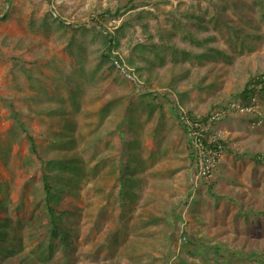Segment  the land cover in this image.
Here are the masks:
<instances>
[{
  "label": "rangeland",
  "instance_id": "obj_1",
  "mask_svg": "<svg viewBox=\"0 0 264 264\" xmlns=\"http://www.w3.org/2000/svg\"><path fill=\"white\" fill-rule=\"evenodd\" d=\"M218 5L254 43L264 37V0H0V264H264V139L244 148L237 135L238 149L196 194L189 179L179 190L171 182L182 166L193 170L173 115L181 78L221 57L196 63L191 53L249 42L207 20ZM106 36L130 71L104 57ZM165 112L187 157L158 144L145 160L127 139L144 128L147 143L164 136ZM238 120L264 138V124L226 123ZM64 157L78 167L47 161Z\"/></svg>",
  "mask_w": 264,
  "mask_h": 264
},
{
  "label": "crops",
  "instance_id": "obj_2",
  "mask_svg": "<svg viewBox=\"0 0 264 264\" xmlns=\"http://www.w3.org/2000/svg\"><path fill=\"white\" fill-rule=\"evenodd\" d=\"M261 33L263 34V32H261ZM246 43L247 44H238L237 50H239V52L231 50L237 44H221L218 46V49H221V50H217V49L214 50L215 48L210 46L211 48H208V51H210V52H203V53L207 54V57L203 58L201 60V62H204L206 64L207 61L204 59H209L210 53L214 54L213 50L217 51L218 54L220 53L221 57H219V61L218 62H212L211 65L206 64V66H204V68H203V73L199 72V70L197 71V69L195 70V72H193L194 70L193 71L187 70L186 74H188L189 72L190 73L186 76V79L184 80L183 78H181V82L185 81L184 86H181L182 84H179V83H181L180 78H177L178 75H176L175 84L177 86L180 85L181 90H179V92L177 91V93H180L179 94L180 96L178 95V97H175V98H177V100L180 103H182L183 106H185L187 109H190L191 111H193L195 113L205 114L211 108H213L218 103H220V101L222 100L223 97H226V98L232 97V95L242 91L245 88V86L248 84L247 82L250 81V79L255 74L264 72V44H249V42H246ZM197 53L198 52H196V51L191 53V55H194L193 59H194V61H196V63H198V60H199ZM198 74L202 75L203 77H207L209 79L208 80V82H209L208 86H211V87H208L209 91L203 92L202 94H200L199 92H197L195 90H189L190 86H187L189 84V81L197 79ZM216 85H217L218 89H215ZM238 86H239V88H238ZM225 87H229L230 90L235 89V91L230 92V93L227 92L226 93L227 96H225V95L223 96V94H221V91H223V89ZM205 96H211L215 100L210 101L207 99L206 101H209L208 105L206 103L200 105L199 101L196 98L198 97V99H202ZM260 101H261V104L264 108V95H261ZM211 104H212V106H210ZM162 107L164 108V106H162ZM174 112H175V110H174ZM173 115L177 120L176 112L173 113ZM163 122L166 123L167 125H169V123H171V125L173 124L172 120L170 119V115L168 114V112H165V115L163 116ZM234 122H235V124L233 122H228L226 124L227 126L224 127V129L228 133L227 141L229 144L234 143V141L236 140L235 137H238L237 135H239V137H240L239 140H240V142H242L241 146L246 147V148L252 146V143H255L256 141L261 139L259 136L246 135L244 133V131L241 130V128H239L242 126L240 121L238 120V121H234ZM178 126L182 129L184 135L186 136L183 128L179 125V122H178ZM232 127H234V128L238 127V129L241 133H239V132L234 133L231 130ZM176 129L177 128L174 127V124H173V127L170 130L166 131L164 136H162L160 138L157 135L153 134L155 136L154 137L155 142L153 141L152 143L151 142L147 143V139H143L144 133H145V132H143L145 130V128H144V130H142V132H141L142 133L141 139H139V138L135 139V137H133V138L128 137L127 141H131L130 145H132V146H130V147L135 146L136 141L138 142L139 146H143L141 154L145 160L154 159L155 157L159 156L157 153H155L154 158H152V156H151V152L153 151L155 146H157L158 144H160L162 147L166 146L168 144L173 145V147L169 151V155H174L173 153L177 152L178 154L184 153V154H182L181 157H185V156L187 157V154L185 155L186 147L183 148L184 144H182V141L180 138H177ZM186 141H187V137H186ZM145 146H148V148H146ZM130 149H131L132 155L140 154L137 149H135V148L134 149L130 148ZM175 150H176V152H175ZM141 154L139 155V158H140ZM171 158H173V156H171ZM229 158H231L230 155H228V154L225 155L221 165L225 164L227 159H229ZM184 159L186 161L188 160V158H184ZM186 161L181 160V163L185 165ZM153 164H154V162H153ZM153 164L151 161V165H153ZM182 168H183L182 172H179V173H177V175H174L172 177L171 182H172V185L174 187V190L175 189L179 190V188L183 187L188 180V173L186 174V171L184 172V170H185L184 166H182Z\"/></svg>",
  "mask_w": 264,
  "mask_h": 264
},
{
  "label": "built area",
  "instance_id": "obj_3",
  "mask_svg": "<svg viewBox=\"0 0 264 264\" xmlns=\"http://www.w3.org/2000/svg\"><path fill=\"white\" fill-rule=\"evenodd\" d=\"M114 54L118 53L114 52ZM114 64L122 71L126 70L125 73L130 71L117 59H114ZM253 109L254 107L249 106L246 100L244 102L229 101L203 116L189 115L181 105L176 104L177 117L185 129L190 154L194 158L192 178L194 191L200 182L208 181L213 177L215 166L225 153L226 135L217 124L227 115L245 114Z\"/></svg>",
  "mask_w": 264,
  "mask_h": 264
},
{
  "label": "trees",
  "instance_id": "obj_4",
  "mask_svg": "<svg viewBox=\"0 0 264 264\" xmlns=\"http://www.w3.org/2000/svg\"><path fill=\"white\" fill-rule=\"evenodd\" d=\"M226 6H222V5H218V7H216V11L214 12V16L211 17L210 19L207 18L208 21H212L213 22V25L216 27V25L218 26H223V27H227L229 32L231 33L232 36H237L239 37V33H241V35L243 34L244 37H242L241 39H245L246 37L247 38H251L253 35H252V32L251 30H246L245 28L243 29L241 26L239 25H235V24H230V18L226 16L225 14V11ZM120 10H117L115 13H114V16H117L119 15V12ZM105 14H110V11L109 10H106ZM200 21L203 22V17L201 16L200 18ZM111 41H114L116 45L119 44V40L117 38L115 39H110L108 36L104 37V40L102 41L103 42V45H104V48L108 49V46L110 44ZM200 45H203V44H200ZM140 48L138 46H136L134 48V51H139ZM109 50V49H108ZM146 47L140 51V56L141 57H144L146 58V54H145V51H146ZM159 50V49H158ZM157 49H155V46H152L151 49L149 50L150 53H153L154 52V55H158V51ZM158 51V52H157ZM214 51V50H213ZM110 52V50H109ZM220 54V53H219ZM105 55V54H104ZM197 56L199 57V61H201L203 58L207 57V54L203 53L202 56H200L199 54H197ZM107 60H110L111 57H114V55H112L111 53H108L104 56ZM114 58H118L117 56L114 57ZM130 60H128V64L130 65ZM175 79V77H174ZM208 78L207 77H203L202 75L198 74V77L197 79L195 80H191L189 81V84L188 86H190L189 90H195L197 92H199L200 94H202L203 92H206V91H209V88L208 87H211V86H208L209 82H208ZM250 84H247L245 86V88L232 95V97H223L222 100L220 101V103L217 104V106H221L229 101H237V102H244L245 99H248V97H250L251 95L253 94H256L258 92H264V86L263 87H259V84H263L262 82H264V75H261L260 77H257L256 80L251 78L250 79ZM177 83V82H176ZM157 98H155L156 100ZM154 105V104H152ZM183 105V104H182ZM184 109L186 110V112L189 114V115H192L193 114V111H191L190 109H187L185 106H183ZM175 113V112H174ZM177 113V111H176ZM211 112H209L208 114H210ZM181 123H179L180 125ZM182 127V126H181ZM188 141V139H187ZM64 146H69L67 142H65L63 144ZM32 150L35 151V145L34 143L32 142ZM263 155V154H262ZM264 156V155H263ZM76 160L78 161V158L76 157H64V158H61V159H57V158H50V159H47L48 163H50V166L52 167H55V168H58L61 172L64 171L65 168H71V169H76L78 167V165L76 163ZM189 161H190V164H194V158L192 155H190V158H189ZM258 161L260 163H264V159L260 158L258 159ZM220 164V163H219ZM219 165L217 164L215 166V169L214 171L217 172L218 169H219ZM46 187L49 188V186L46 184ZM62 190H65V189H62ZM51 196L50 192H49V196H48V199L49 197ZM49 211H50V218H51V222L54 223V212H53V209L51 207H49ZM192 246H195L196 245V242H193L192 241ZM191 251V253H194V248H192L191 250H187V253H189ZM234 253V252H232ZM264 262V260H263Z\"/></svg>",
  "mask_w": 264,
  "mask_h": 264
},
{
  "label": "clouds",
  "instance_id": "obj_5",
  "mask_svg": "<svg viewBox=\"0 0 264 264\" xmlns=\"http://www.w3.org/2000/svg\"><path fill=\"white\" fill-rule=\"evenodd\" d=\"M53 15L55 16V17H57V14L55 13V12H53ZM114 29V28H113ZM115 30V29H114ZM251 32H252V37L251 38H245L242 42H245V41H249V44H264V37L261 35V34H258L257 35V37L258 38H256L257 40H258V42H256V43H254L255 42V33L253 32V30L251 29ZM111 33H113V30L111 31ZM109 38L110 39H115V37L114 36H109ZM115 45V46H117L116 44H115V42L114 41H111L110 42V44H109V46H108V49L110 50V52H109V50L106 48L105 50H106V54H108V53H111L112 55H114V57H118V58H114V57H111V59L110 60H113V62H114V59H117L118 61H120L122 64H124L125 65V63H124V61H123V58H122V56H121V53H120V51H119V49H117V50H115V49H113L110 45ZM114 52H117L118 54H114ZM126 66V65H125ZM262 75H264V74H262ZM261 76V75H260ZM260 76H256V74L252 77L253 79H255L256 80V78L257 77H260ZM136 77V76H135ZM248 84H250V82L248 81L247 82ZM262 83H264V82H262ZM264 85L263 84H259V87H263ZM260 92H258V93H256V94H253V95H251L250 97H251V99H250V97H248V99H245L246 101H247V103H248V105L249 106H253L254 107V109L253 110H251V111H249V112H247V113H245V114H232V115H227V116H225V117H223L222 118V120L217 124V126L220 128V129H222V131L225 133V135H226V148H225V153H224V155H223V157H222V159H221V161L218 163V165L220 166L221 165V163H222V161H223V158H224V156L225 155H230L228 152H227V150L228 149H230L231 147L232 148H234V150H236V149H238L236 146H237V144H236V140L234 141V143L233 144H229L228 143V141H227V139H228V133H227V131L224 129V127L226 126V122H227V120L229 119V118H231V117H241V118H247V119H249L250 121H251V124H250V128L252 129V128H257V126L258 125H260V124H264V108H263V106H262V104H261V101L258 99V94H259ZM174 100H175V112H176V104H179V105H181L182 107H183V105H182V103H180L178 100H177V98H174ZM217 107V105L216 106H214L213 108H211L207 113H205V114H199V113H195V112H193V114H197V115H206V114H208L209 112H212L215 108ZM184 108V107H183ZM176 115H177V113H176ZM177 119H178V117H177ZM179 121V120H178ZM180 123V122H179ZM180 126H182L181 124H180ZM246 127H248L249 128V126H246ZM182 128H183V126H182ZM248 128H247V130H248ZM183 130H184V132H185V129L183 128ZM246 130V129H245ZM185 134H186V132H185ZM186 137H187V135H186ZM261 139H264V138H261ZM261 139H259L258 141H256L254 144L255 145H257V143L261 140ZM232 143V142H231ZM242 144V143H241ZM189 146V145H188ZM240 147H242L241 145H240ZM244 148H246V147H244ZM248 148V147H247ZM231 156V155H230ZM234 156H235V153H234ZM260 158H262V159H264V156L262 155V154H259V156H258V159H260ZM257 159V160H258ZM193 165V164H192ZM215 175H216V172L214 171V175H213V177L210 179V180H208V181H202L200 184H199V186H198V188L194 191V189H193V183H192V178H193V170H192V173H188V179H189V182L191 183V191L192 192H195V194L196 193H198L201 189V184L203 183V182H210V181H212V180H214V178H215ZM190 183H189V185H190Z\"/></svg>",
  "mask_w": 264,
  "mask_h": 264
}]
</instances>
